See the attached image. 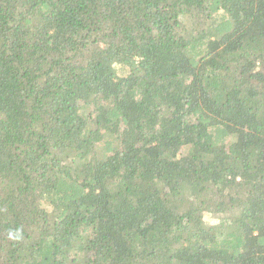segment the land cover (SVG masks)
<instances>
[{
  "label": "trees",
  "instance_id": "obj_1",
  "mask_svg": "<svg viewBox=\"0 0 264 264\" xmlns=\"http://www.w3.org/2000/svg\"><path fill=\"white\" fill-rule=\"evenodd\" d=\"M0 264H264V0H0Z\"/></svg>",
  "mask_w": 264,
  "mask_h": 264
},
{
  "label": "clouds",
  "instance_id": "obj_2",
  "mask_svg": "<svg viewBox=\"0 0 264 264\" xmlns=\"http://www.w3.org/2000/svg\"><path fill=\"white\" fill-rule=\"evenodd\" d=\"M9 235H10V238H17V237H12V234L11 233Z\"/></svg>",
  "mask_w": 264,
  "mask_h": 264
}]
</instances>
